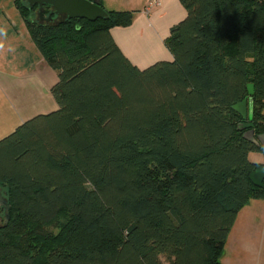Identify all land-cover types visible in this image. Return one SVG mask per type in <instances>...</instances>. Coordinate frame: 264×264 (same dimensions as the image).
Listing matches in <instances>:
<instances>
[{
  "label": "trees",
  "instance_id": "obj_1",
  "mask_svg": "<svg viewBox=\"0 0 264 264\" xmlns=\"http://www.w3.org/2000/svg\"><path fill=\"white\" fill-rule=\"evenodd\" d=\"M19 1L59 108L0 140V264H226L239 211L264 200L249 159L264 148L233 108L254 84L264 133V0H180L173 60L146 68L111 33L133 11L38 21ZM60 228L70 242L41 252Z\"/></svg>",
  "mask_w": 264,
  "mask_h": 264
},
{
  "label": "crops",
  "instance_id": "obj_2",
  "mask_svg": "<svg viewBox=\"0 0 264 264\" xmlns=\"http://www.w3.org/2000/svg\"><path fill=\"white\" fill-rule=\"evenodd\" d=\"M100 0L106 10L133 11L129 26H116L111 33L124 54L138 67L173 60L166 38L182 21L187 10L180 0ZM0 27L5 28L4 50L0 51V140L39 114L57 110L52 88L59 73L49 65L33 41L17 0H0ZM249 159L264 163L261 152ZM221 259L226 264H264V200L251 199L239 211Z\"/></svg>",
  "mask_w": 264,
  "mask_h": 264
},
{
  "label": "water",
  "instance_id": "obj_3",
  "mask_svg": "<svg viewBox=\"0 0 264 264\" xmlns=\"http://www.w3.org/2000/svg\"><path fill=\"white\" fill-rule=\"evenodd\" d=\"M30 6L37 4L40 10L41 19L51 21L53 14H64L70 18H81L89 21H96L108 15V11L101 6L100 0H28ZM48 5L53 8L47 17L44 16V7ZM254 93L255 86L248 85V96L235 104L233 108L241 114L243 122L238 126L240 130H245L244 138L255 145L264 148V133H255L252 119L254 116ZM251 181L259 187L264 185V168H259L250 174ZM0 207L5 208V223L10 219V204L4 198L0 189Z\"/></svg>",
  "mask_w": 264,
  "mask_h": 264
},
{
  "label": "rangeland",
  "instance_id": "obj_4",
  "mask_svg": "<svg viewBox=\"0 0 264 264\" xmlns=\"http://www.w3.org/2000/svg\"><path fill=\"white\" fill-rule=\"evenodd\" d=\"M19 5L20 7H24V6H28L29 8L31 9H35L34 10V14H36V18L38 21H43L40 17V10H39V6L37 4L33 5V6H30L29 3H28V0H20L19 1ZM53 11V8L52 7H47V9L44 10V15L48 16V14L50 12ZM45 21V20H44ZM29 30V29H28ZM0 189L5 191V189L3 187L0 186ZM0 221L3 217V215L0 216ZM64 232V230H63ZM62 232V228L60 229H55L53 231V239L52 240H48L46 242H44L43 244V249L41 250V252H45L47 250V248L51 245V244H65V243H69L70 241L68 240L67 242H65V232L63 234Z\"/></svg>",
  "mask_w": 264,
  "mask_h": 264
},
{
  "label": "clouds",
  "instance_id": "obj_5",
  "mask_svg": "<svg viewBox=\"0 0 264 264\" xmlns=\"http://www.w3.org/2000/svg\"><path fill=\"white\" fill-rule=\"evenodd\" d=\"M7 32L5 28L0 27V51L4 50V39L6 38Z\"/></svg>",
  "mask_w": 264,
  "mask_h": 264
},
{
  "label": "built area",
  "instance_id": "obj_6",
  "mask_svg": "<svg viewBox=\"0 0 264 264\" xmlns=\"http://www.w3.org/2000/svg\"><path fill=\"white\" fill-rule=\"evenodd\" d=\"M156 4H158V1L157 0L150 1V3L148 4V6L145 9L146 13H149L154 8V6Z\"/></svg>",
  "mask_w": 264,
  "mask_h": 264
},
{
  "label": "flooded vegetation",
  "instance_id": "obj_7",
  "mask_svg": "<svg viewBox=\"0 0 264 264\" xmlns=\"http://www.w3.org/2000/svg\"><path fill=\"white\" fill-rule=\"evenodd\" d=\"M32 6H33V5H32ZM47 7H50V6L46 5V6L44 7V10L47 9Z\"/></svg>",
  "mask_w": 264,
  "mask_h": 264
}]
</instances>
